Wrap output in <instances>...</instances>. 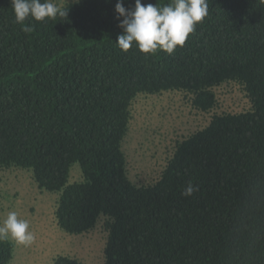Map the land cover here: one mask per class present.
I'll return each instance as SVG.
<instances>
[{
  "label": "trees",
  "instance_id": "16d2710c",
  "mask_svg": "<svg viewBox=\"0 0 264 264\" xmlns=\"http://www.w3.org/2000/svg\"><path fill=\"white\" fill-rule=\"evenodd\" d=\"M116 2L29 16L26 33L11 0H0V167L28 169L58 192L56 221L69 234L104 217V264H264V2L207 0V16L173 54L122 51ZM227 81L250 110L214 114L176 144L155 183H132L122 142L134 98L183 91L209 111L213 88ZM74 164L82 178L70 183ZM189 182L198 191L184 196ZM13 248L0 241V264ZM52 264L79 262L58 255Z\"/></svg>",
  "mask_w": 264,
  "mask_h": 264
},
{
  "label": "rangeland",
  "instance_id": "374dc122",
  "mask_svg": "<svg viewBox=\"0 0 264 264\" xmlns=\"http://www.w3.org/2000/svg\"><path fill=\"white\" fill-rule=\"evenodd\" d=\"M77 0H52L59 7ZM215 107L199 111L191 95L183 91L138 94L131 104V119L122 149L127 174L137 186L155 183L178 142L204 128L214 114L239 113L251 104L242 87L231 81L213 88ZM82 178L78 164L71 167L69 182ZM59 193L38 187L30 170L0 167V223L11 211L29 221L34 241L29 246L13 243L8 264H52L58 255L75 258L79 264H104L107 231L101 217L90 230L69 234L57 224L55 210Z\"/></svg>",
  "mask_w": 264,
  "mask_h": 264
},
{
  "label": "clouds",
  "instance_id": "9594fccd",
  "mask_svg": "<svg viewBox=\"0 0 264 264\" xmlns=\"http://www.w3.org/2000/svg\"><path fill=\"white\" fill-rule=\"evenodd\" d=\"M11 4L16 23L21 24L22 31L26 33L33 30L24 25L29 16L36 21H44L45 18L54 20L57 16L68 15L52 0H11ZM115 12L118 26L122 29L115 40L122 51L127 52L135 44L144 54H155L157 50L173 54L178 46L183 47L195 25L207 16L208 4L207 0H174L171 4L157 7L156 4L134 0V6L126 8L123 0H117ZM195 191H198V186L189 182L181 194L191 196ZM34 238L29 221L19 218L15 211L9 212L0 223V241L11 240L18 245L29 246Z\"/></svg>",
  "mask_w": 264,
  "mask_h": 264
}]
</instances>
